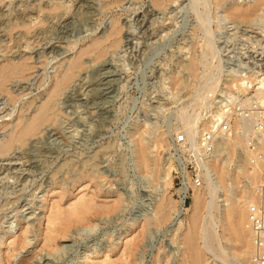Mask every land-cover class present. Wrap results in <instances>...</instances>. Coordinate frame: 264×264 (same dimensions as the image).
Returning <instances> with one entry per match:
<instances>
[{
    "label": "rangeland",
    "instance_id": "374dc122",
    "mask_svg": "<svg viewBox=\"0 0 264 264\" xmlns=\"http://www.w3.org/2000/svg\"><path fill=\"white\" fill-rule=\"evenodd\" d=\"M256 4L257 0H0V64L9 59L30 64L24 75L8 80V91L0 90V140L35 113L70 59L114 21L122 28L117 46L106 44L102 56L93 51L82 56V68L53 97L52 114L33 137L37 145L15 142L0 153V264H9L8 255L10 264H18L30 253L33 264H94L104 259L153 264L157 256L160 264H179L182 233L195 205L193 187L179 216L161 224L150 218L162 196L170 197L175 206L181 197L170 154L172 137L183 133L179 109L191 104L212 77L222 84L240 63L264 75V66L251 64L264 60V3L247 21L230 13L235 6ZM88 5L94 6L92 13ZM66 27L69 34L55 49ZM221 48L237 53L242 61L226 62L219 57ZM203 51L210 66L202 60ZM190 57L198 60L196 74L189 68ZM105 68L115 74L113 93L105 110L95 111L85 98L100 93L95 84ZM207 110L200 121H205L202 115ZM137 138L161 172L171 164L172 184L167 190L160 171L139 166ZM229 142L222 140L206 160L230 170L225 187L217 186L216 218L227 197L249 185L241 174L237 183L231 179L246 162V145ZM188 145L182 146L184 153ZM188 152L195 153L191 148ZM79 194L94 195L100 205H115L98 208L90 223L72 226L56 247L43 248L47 217L67 208ZM179 223L184 226L178 231ZM219 233L221 244L228 246L221 229ZM18 235L26 244L13 251L10 242ZM133 237L132 257L123 261L125 242ZM205 257H210L208 264H237L231 250L226 262L212 260L210 254Z\"/></svg>",
    "mask_w": 264,
    "mask_h": 264
},
{
    "label": "bare ground",
    "instance_id": "6f19581e",
    "mask_svg": "<svg viewBox=\"0 0 264 264\" xmlns=\"http://www.w3.org/2000/svg\"><path fill=\"white\" fill-rule=\"evenodd\" d=\"M263 3L264 0H257V4L250 8H248L247 6L239 7L238 5L231 8L230 13L236 18L247 21L248 18L253 13H255ZM88 9V11L92 13L95 8L93 5H88ZM121 29L122 28L120 23L118 21H114L109 29H105L99 37L94 38L88 46L86 45L85 48H82L77 56L69 60L67 67L59 76L55 78L48 97L40 103L35 113L28 118H22L17 123V125H15V128H13L7 138L4 140H0V153L6 152L15 142L25 144L30 141V144L32 146H35V142L37 139L33 137L39 135L42 129V125L50 118L53 111V97L61 91L66 83L71 80V78H73L72 76L74 75L75 71L82 66V56L91 51L95 52L97 56H102L107 49L106 44H108V46L110 47L117 46L120 42ZM69 31L70 29L68 27L64 28V35L61 39H58V43L54 46L55 49H60L62 47L61 43L64 42L63 38H66L68 36ZM204 54L206 53L203 51V54H201L203 56H201L202 60L203 58L206 59L207 57V54L205 57ZM20 60L16 62L9 59L7 61L5 60L6 62L0 64V90L8 91L6 89L8 80L12 77L22 76L30 69V64L25 59L21 61ZM189 60H191V57ZM205 61V63H208L209 65L207 59ZM189 62L190 70L192 71V73L196 74L198 60L193 59ZM205 63H202L204 64V69H207L209 71V68H205ZM211 64H214L213 61ZM219 65L217 64L216 66ZM213 68L211 67V69ZM114 76V72L106 68L103 72L100 73V77L95 84V87H97V90L99 89L100 93L93 96L92 99L88 100L87 98H85V102H87L88 108L95 111L105 110L104 104L113 93L112 82L114 81ZM242 82L243 80L241 79H232L230 80V83H228L229 86L228 84L227 86L230 89L234 88L238 90L240 89ZM218 83V80L212 77V79H210L207 84L204 83L206 86L204 85L205 87L203 92L200 93V95H198L197 98L193 100V102H190L191 104L180 107L178 115L179 119L183 122L181 123V130L185 135V143H183L182 146L190 144V147L194 149L198 146L199 132L208 128V122L200 121V116L203 110L210 109L212 99L218 91ZM258 84L259 85L255 89L257 94L264 95V78H259ZM251 128V123L244 120L243 118L235 119L232 124L230 136L229 138H227L228 141L233 142V144L241 143V145L243 144L245 146ZM136 142L137 161L139 166L146 170L153 169L155 173H158L160 169L157 168L156 162L153 161L147 154L146 147L143 144L142 140L137 138ZM162 142L163 141L161 139L157 143L158 147H161ZM41 145L42 144H40V146ZM245 150H247L246 162L238 172H232L233 175L231 176V179L233 182L237 183L241 174L249 180V185L243 187V189L237 190L235 195L227 197V203L220 218L215 217L214 211H217L219 208L218 204L216 203L218 188L217 186L220 185L222 187H225V178L230 172L226 165L224 166L215 160L204 161L201 163L203 166V186L195 187L192 182L189 181L190 186L193 187L194 190L193 201L195 205L192 213L185 223V226L184 223L183 225L182 223H179L178 228H176L179 231L182 226H184V232L182 233V238L180 241V243L183 245V249L181 251L182 258L179 264H204V262L205 264H208V260H210V257H205L203 259V255L206 256V254H210L212 260L218 259L222 262H226L227 250L232 251V256L237 260V264H252L253 242L251 224L248 216V204L254 201L255 198L252 187H254L262 179V175L264 172V155L256 162L252 163L250 159L257 153L252 150ZM259 151L261 153H264V142L260 144L258 152ZM171 167V164L167 163L165 167H163V172L160 171L159 174V177L164 183L165 190H167L172 184L170 174ZM184 198L185 197L181 195L179 201L177 202V205L175 206V202H173L170 197H166V195L162 196V198L155 205V210L150 217L151 220L155 221L158 224H161L172 216L179 214L183 207ZM114 205L115 203L111 205H100L95 201L94 195H77L76 199L72 201L67 208H58L56 211L50 213L47 217V236L44 239L45 241L43 243V248L52 249L56 247L58 244V239L66 237L67 232L71 229L72 226L88 224L90 223L92 213L94 211H97L98 208L105 206L104 208L109 209ZM200 209H204L205 212L202 213V210ZM145 221L149 220L146 219ZM219 229L222 230V233L224 234L223 236L229 242L228 246H224L221 244L220 239L222 237L220 236ZM25 244L26 242H24L23 237L19 235L13 238L10 242V245H14V248L12 249L13 251L17 250L18 248L25 247ZM135 246L136 237H133L130 240L128 239V241L125 242L123 249V261H127L128 258L132 257V252ZM32 257L33 255L30 253V255L22 257L19 260L18 264H33ZM86 260H89V258H87ZM6 262L10 264L9 255ZM160 262L161 259L159 258V256H157L153 264H160ZM94 264L116 263L115 261H112L110 259H104L103 261Z\"/></svg>",
    "mask_w": 264,
    "mask_h": 264
},
{
    "label": "built area",
    "instance_id": "2783aa9c",
    "mask_svg": "<svg viewBox=\"0 0 264 264\" xmlns=\"http://www.w3.org/2000/svg\"><path fill=\"white\" fill-rule=\"evenodd\" d=\"M235 54L237 53H225L222 48L219 51V57H223V60L238 64L242 60L240 55ZM244 64L247 67L249 62L246 61ZM251 64L253 67H261L264 66V60L254 59ZM239 65L241 67L235 73L226 75L224 82L219 85V91L212 99L210 109L203 112V120L208 122V128L199 132L198 146L194 149L189 144L184 153L181 144L185 142V135L180 133L172 137L173 150L170 154L174 165L173 181L178 185L176 192L178 198L179 195L185 197L183 203L185 206L192 190L189 178L195 187L203 184L202 160L206 161L214 156L222 140L229 137L235 119L243 118L252 125L246 149L257 154L250 159L251 162H256L264 155L258 152L260 144L264 142V95L257 94L255 90L259 77L264 78V75L255 72L254 69L245 68L242 63ZM232 79L243 80L240 89H230L227 86ZM189 148L195 152V156L188 155ZM252 190L255 198L248 204L253 242L252 264H264V172L261 181L252 187Z\"/></svg>",
    "mask_w": 264,
    "mask_h": 264
}]
</instances>
